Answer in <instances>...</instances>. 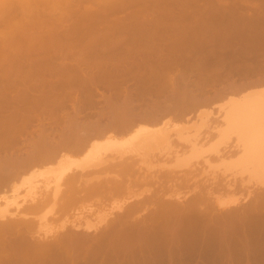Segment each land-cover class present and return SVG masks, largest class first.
Returning <instances> with one entry per match:
<instances>
[{"label": "rangeland", "instance_id": "obj_1", "mask_svg": "<svg viewBox=\"0 0 264 264\" xmlns=\"http://www.w3.org/2000/svg\"><path fill=\"white\" fill-rule=\"evenodd\" d=\"M255 94L264 0H0V264H264Z\"/></svg>", "mask_w": 264, "mask_h": 264}, {"label": "bare ground", "instance_id": "obj_2", "mask_svg": "<svg viewBox=\"0 0 264 264\" xmlns=\"http://www.w3.org/2000/svg\"><path fill=\"white\" fill-rule=\"evenodd\" d=\"M252 94V93H251ZM251 96V95H250ZM249 96V98L247 99L246 97V100H243L244 101V103L242 102V101H239V102H241V103H239V102H237V103H239V104H237L236 102H232V104H231V106H230V110H229V112L227 113V121H228V123L230 124V125H232V126H234V125H236V128H235V130L237 129V125L239 126L238 127V129L240 130V131H242V136H241V138H240V135H241V132L237 129V134H238V136H239V138H240V140L242 141V143L245 145H247L246 147H249L248 148V151H249V149H251V148H253L254 149V152H251V151H253V149L251 150V151H249L248 152V154H249V156L251 157V159L252 160H254L256 163H254L253 162V164H255V168H257V171H258V175L256 176V178L258 177V176H262L261 174H263L264 175V171L262 172V170H264V168L262 167V166H264V152H262V151H264V129L261 127V129H260V131H259V139H258V137H257V133H255L254 135L256 136H254L253 135V132H251V133H249L248 131H246L245 132V129L244 128H247V129H250L251 127L252 128H258V125L260 126L261 124H260V121H259V123H255V121H256V119H255V115H257V114H255L254 115V111H257V113H258V110H256V109H259L260 108V110H262L263 111V109H261V108H264V102H263V99H262V96H264V95H262V96H257L256 94L254 95V96H257V98H255V97H250ZM260 97V99H258ZM251 98V99H250ZM256 99L257 100H259L260 102H257L256 103V105H255V103H252V102H255L256 101ZM249 100V101H248ZM253 100H255V101H253ZM177 110V109H176ZM251 110H252V112H251ZM259 110V111H260ZM254 112V113H253ZM261 113V111L259 112V114ZM264 114V113H263ZM263 114H261L262 116H263ZM145 116H147V115H145ZM259 116V115H258ZM257 116V117H258ZM261 116V117H262ZM264 117V116H263ZM259 119H261L260 118V116H259V118H258V120ZM152 121V120H151ZM158 121V120H157ZM147 122V121H146ZM160 122V121H159ZM143 123V122H142ZM127 124V123H126ZM131 124V123H130ZM253 124L255 125V126H253ZM135 125V124H134ZM241 125V126H240ZM243 126V129L241 128ZM264 127V126H263ZM131 128V127H130ZM145 127H142V129L140 128V129H138V131L136 130V132L134 133L135 135H133V136H131V137H129L130 139H128L125 143H123V144H120V145H116V146H114V149L115 150H117V151H123V150H128V148L130 149V148H133V146H134V144H136V145H138V143H140L141 145L142 144H147V142L149 143V140L150 139H156L155 137H153L154 135H152V134H155V132L154 133H152L150 130H148V129H144ZM260 128V127H259ZM263 129V130H262ZM147 130V131H146ZM234 130V129H233ZM104 131V130H103ZM146 131V132H145ZM150 131V132H149ZM263 131V132H262ZM159 134H161V133H159ZM262 134V135H261ZM155 136H158L157 134L155 135ZM263 138H262V137ZM162 137V136H161ZM254 137H255V139H254ZM159 138V137H158ZM256 139H257V141H258V143H256L257 141H256ZM138 140H139V142H138ZM263 140V141H262ZM80 141V140H79ZM249 141H250V143H249ZM252 141V142H251ZM262 141V142H261ZM86 142V141H85ZM152 142V141H151ZM260 142V143H259ZM69 143H71V142H69ZM78 143V142H77ZM83 143V142H82ZM262 143H263V145H262ZM65 144V143H64ZM63 144V145H64ZM74 144V143H73ZM75 144H76V142H75ZM74 144V145H75ZM79 144H81V143H79ZM79 144H76V145H79ZM248 144L250 145V146H248ZM255 144V145H254ZM258 146H257V145ZM66 145V144H65ZM75 145V146H76ZM82 145V144H81ZM70 146H71V144H70ZM252 146V147H251ZM65 147H67V146H65ZM73 147V146H72ZM77 147V146H76ZM76 147H75V149H76ZM78 147H81V146H78ZM77 147V148H78ZM83 147H84V145H83ZM140 147V146H139ZM142 147V146H141ZM256 147V148H255ZM82 148V147H81ZM135 148V147H134ZM133 148V149H134ZM133 149H131V150H133ZM139 149V148H138ZM260 149H263L262 151L260 150ZM46 150V149H45ZM49 150V149H48ZM56 150V149H55ZM65 150H67V148H65ZM71 151V149H69L68 148V151ZM76 150H80L81 151V149L80 148H78V149H76ZM135 150V149H134ZM69 151V152H70ZM256 151V152H255ZM50 152H52V151H44L43 153H40V154H37L35 157H36V159H34L35 161L37 160V161H39V163L40 162H43V161H49V160H52V159H54L55 158V155H56V152L54 151V153H50ZM78 152V151H77ZM250 152H251V155H252V153L253 154H255V155H250ZM261 152V153H260ZM258 153V157L260 158V161H259V158L258 157H256L257 154ZM247 154V155H248ZM248 157V156H247ZM253 157H254V159H253ZM258 158V164H257V161H256V158ZM249 158V157H248ZM33 160V159H32ZM33 160V161H34ZM47 161V162H48ZM31 162V161H30ZM32 163V162H31ZM35 163V162H34ZM102 163L100 162V161H98L95 157H93V156H91V157H88V158H86V159H84V160H82V161H80V162H78V164H77V167L79 168V169H81L82 171H86V170H91V169H94V168H98V167H100V165H101ZM111 165H104L103 167H107V168H109ZM260 167V168H259ZM27 169V168H26ZM256 170V169H255ZM255 173V172H254ZM261 173V174H260ZM260 174V175H259ZM260 177H258V179L260 178ZM263 177V176H262ZM262 177H261V179H262ZM264 178V177H263ZM1 180V179H0ZM2 181H3V179H2ZM1 181V182H2ZM104 184H100V186H98V187H95L94 188V186H93V188L94 189H91V192L92 193H95V192H99V191H104V190H106V185H104ZM111 187V188H110ZM109 188L110 189H112L113 187L112 186H110ZM115 187V186H114ZM91 188V187H90ZM114 189V188H113ZM112 189V190H113ZM16 190V188H14V190L13 191H15ZM111 190V191H112ZM114 190H116V188L114 189ZM110 191V190H109ZM11 193V192H10ZM4 195V194H3ZM6 195V194H5ZM8 195V194H7ZM10 195V194H9ZM2 196V195H1ZM1 199H0V219H2V220H5L6 219V217L8 218V216L9 215H11V213H10V211H9V208L10 207H12L13 205H15V206H17L18 208H20L21 206L18 204V203H16V201H13V200H11L9 197H4V196H2V197H0ZM193 203L194 202H192V205H193ZM67 204V203H66ZM69 204V203H68ZM22 205V204H21ZM172 205V204H171ZM191 205V204H190ZM36 206V205H35ZM170 206V205H169ZM196 207V205H193V207L192 206H190V207H192V208H194V209H196L195 207ZM170 207H173V206H170ZM188 207V206H187ZM27 209V208H26ZM29 209V208H28ZM34 209H36V207L34 208ZM185 209H187V208H185ZM184 209V211H186ZM191 209V208H190ZM129 210H130V208H129ZM172 210H174V209H172ZM208 211V210H207ZM205 213V212H204ZM13 214V213H12ZM184 215V214H183ZM190 215V214H189ZM201 215V214H200ZM208 215V214H207ZM207 217V216H206ZM2 220H0V221H2ZM10 224H11V226H10V228L13 226V228H14V226H17V224H18V222H17V224H15V223H13L12 222V220H7ZM6 222V221H5ZM4 221H3V223H5ZM8 222H6V223H8ZM26 223V222H25ZM13 224V225H12ZM30 224V223H29ZM9 225V224H8ZM27 225H28V223H27ZM30 226H31V224H30ZM0 227H1V224H0ZM8 228H9V226H7ZM90 227V226H89ZM3 227H1L0 229H2ZM4 228H6V227H4ZM9 228V229H10ZM12 228V229H13ZM15 229H16V227H15ZM7 230V229H6ZM2 231H3V229L1 230V233H2ZM8 232V231H7ZM0 233V234H1ZM5 233V232H4Z\"/></svg>", "mask_w": 264, "mask_h": 264}]
</instances>
